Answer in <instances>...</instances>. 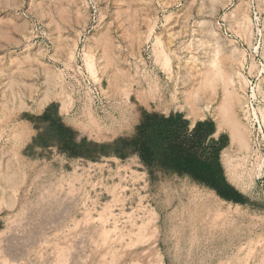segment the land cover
Instances as JSON below:
<instances>
[{"label":"rangeland","instance_id":"374dc122","mask_svg":"<svg viewBox=\"0 0 264 264\" xmlns=\"http://www.w3.org/2000/svg\"><path fill=\"white\" fill-rule=\"evenodd\" d=\"M209 70L247 148L217 128L220 82L196 118L150 103ZM175 111L226 136L246 204L120 150L146 112ZM0 264H264V0H0Z\"/></svg>","mask_w":264,"mask_h":264},{"label":"trees","instance_id":"16d2710c","mask_svg":"<svg viewBox=\"0 0 264 264\" xmlns=\"http://www.w3.org/2000/svg\"><path fill=\"white\" fill-rule=\"evenodd\" d=\"M45 119L50 121L51 132L62 143L64 151L73 156L89 157L85 139L78 144L74 141L75 133L53 119L51 114L45 115ZM215 133V124L210 121L197 122L191 128L190 121L180 113L165 116L146 112L136 136L119 141L120 150L137 153L149 167L189 175L215 190L226 201L246 204L247 199L228 183L222 168L220 155L227 145V138L222 135L216 139ZM80 146L81 151H75ZM114 153L122 156L121 151Z\"/></svg>","mask_w":264,"mask_h":264},{"label":"bare ground","instance_id":"6f19581e","mask_svg":"<svg viewBox=\"0 0 264 264\" xmlns=\"http://www.w3.org/2000/svg\"><path fill=\"white\" fill-rule=\"evenodd\" d=\"M218 82L223 84L224 96L217 112V128L219 131L225 128L229 130L232 145L247 148L245 130L232 112L234 103H237V97L227 91V79L222 73L209 70L204 73L203 80L197 89L185 88L183 91H180L179 88L175 86L173 87L175 92L168 97L164 96V94L163 96H159L160 92L157 88V90H155L156 92L150 93L152 96H155L151 98L152 102L150 103L154 104V107L157 109L163 108L165 111L172 108L187 111L196 118L200 115V103L209 90H212ZM167 89L171 88L167 87Z\"/></svg>","mask_w":264,"mask_h":264},{"label":"crops","instance_id":"0c3cea01","mask_svg":"<svg viewBox=\"0 0 264 264\" xmlns=\"http://www.w3.org/2000/svg\"><path fill=\"white\" fill-rule=\"evenodd\" d=\"M176 113H178V112H169L168 114H164L165 116H170V115H172V114H176ZM181 114V113H180ZM185 118V117H184ZM186 119V118H185ZM202 121H205V120H202ZM196 125V123L195 124H191V128H193L194 126Z\"/></svg>","mask_w":264,"mask_h":264}]
</instances>
